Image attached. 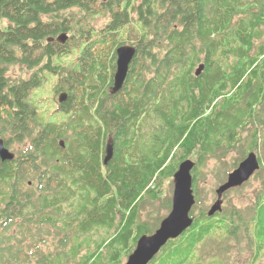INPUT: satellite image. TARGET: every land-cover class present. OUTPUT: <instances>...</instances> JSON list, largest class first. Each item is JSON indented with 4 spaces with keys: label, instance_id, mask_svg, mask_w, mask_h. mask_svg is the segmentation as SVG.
<instances>
[{
    "label": "trees",
    "instance_id": "16d2710c",
    "mask_svg": "<svg viewBox=\"0 0 264 264\" xmlns=\"http://www.w3.org/2000/svg\"><path fill=\"white\" fill-rule=\"evenodd\" d=\"M124 45L136 55L123 89L112 94ZM18 65L24 77L11 76ZM49 75L58 76L50 112L62 116L57 122L44 121L30 102ZM259 97L264 0H0V138L15 154L0 158V264H122L164 219L154 231L140 219L144 194L158 173L172 180L188 159L195 223L159 264H226L241 228L254 233L259 260L258 210L195 213L202 169L239 147L241 131L231 126L244 119V131L252 123L248 101ZM259 137L242 142L234 169L264 148ZM109 142L114 156L106 166ZM50 230L59 237L51 251ZM210 239L219 253L204 260L198 249Z\"/></svg>",
    "mask_w": 264,
    "mask_h": 264
},
{
    "label": "rangeland",
    "instance_id": "374dc122",
    "mask_svg": "<svg viewBox=\"0 0 264 264\" xmlns=\"http://www.w3.org/2000/svg\"><path fill=\"white\" fill-rule=\"evenodd\" d=\"M103 22L101 19L97 22L98 25H102ZM199 69V68H198ZM197 69V70H198ZM25 70L21 69V66L12 67L10 70V74L13 77H18L22 75L24 77ZM29 71L26 74V77L29 76ZM58 76L56 75H49L47 81L39 88L35 89L30 97V102L33 106H35L40 113V116L43 118L44 121H60L62 116L60 114L51 117L50 112L54 110L56 106V102L54 100V88L57 82ZM56 100H58V95L56 96ZM236 101V99H235ZM254 108L251 111L252 114V123L247 125V128L242 131V127L246 125V121H243L239 125L231 126V131L234 133H241L238 134L240 137L241 135V142L238 148L232 149L230 153H224L219 158H215L211 161H208L207 165L202 169V174L199 183V205L196 209L195 213L198 214L200 211H205L208 213L212 206L217 201V194L216 191L223 185L229 174L232 173L235 169L237 158L243 155L244 148L241 147L242 142L246 143L249 139V134H257L260 136L259 144L260 146L264 145V100L263 98L259 97L258 99L251 98L250 101ZM260 118V120L258 119ZM55 119V120H53ZM148 132L152 131L149 127L147 128ZM16 148V147H15ZM246 153H250L249 148L247 149ZM258 158L260 159L261 168L257 171L248 182L243 184L239 188H235L230 190L226 195L223 197V213H229L231 211H235L236 209L240 210L241 212H251V215L254 216V211L258 210L257 219L263 220V228H264V148L260 150L259 153L254 152ZM191 160V159H190ZM194 175L198 176L199 179V170L197 172H193ZM158 178V179H157ZM160 182L163 184L160 186ZM196 189L197 184L194 185ZM174 184L173 178L171 180L168 175L161 176L160 173L157 174L156 179L152 183V192L145 193L143 199L139 202L142 208L140 211V219L143 222H148L151 224L150 229L153 231L159 225V221L162 218L168 216L171 210H168V199L173 196ZM79 190L77 191L76 196H80ZM159 197L158 201L150 202V199H153L155 196ZM80 201V198H78ZM157 220V221H156ZM255 222L251 223V230L249 232H253ZM193 227V226H192ZM52 232V233H51ZM51 236L49 241V248L53 250V246L55 247V242L59 237L54 236V231L50 230ZM114 232H109L108 239L104 242H108L109 238L113 237ZM251 234V236L245 235V229L241 228L239 231L240 240L230 242L229 247V254L230 258L225 259L226 264H264V250L261 253V258L255 259L256 255V246L253 241L255 240V236ZM106 235L102 232L99 235L95 236V240L101 241ZM184 237L183 235L175 240H171L162 250L161 252L154 258L151 262L153 264H159V260L166 256L169 251L171 252L174 249V243H178ZM256 241V240H255ZM260 243L264 245L263 238L259 239ZM205 247H200L198 250L202 251L204 254V260L207 259L206 254H218L219 251L217 250L218 242L215 239H210L206 242ZM258 245V242H257ZM52 248V249H51ZM45 251L48 249L44 247ZM122 264H127L128 257L127 253L121 257ZM77 262L74 261V264ZM150 263V264H151ZM218 262L217 264H219ZM32 264H36V260L32 261Z\"/></svg>",
    "mask_w": 264,
    "mask_h": 264
},
{
    "label": "water",
    "instance_id": "95a60500",
    "mask_svg": "<svg viewBox=\"0 0 264 264\" xmlns=\"http://www.w3.org/2000/svg\"><path fill=\"white\" fill-rule=\"evenodd\" d=\"M57 41L65 43L67 36L61 35ZM135 55L136 48L131 45H124L117 49V71L114 77L112 94H116L123 89ZM203 69L204 65L200 66L196 72L197 76L201 74ZM66 99L67 94L60 95V102H64ZM113 156L114 144L109 142L106 146L104 160L106 166ZM0 158L2 161H13L15 158L14 153L5 147L2 138H0ZM194 167L195 163L190 159L180 164L173 178L174 192L170 213L162 220L160 227L153 234L143 235L139 239L135 250L128 258L127 264H149L171 240L179 238L193 226L195 220L192 218L191 213L196 205L192 176ZM259 169L260 162L257 155L255 153L249 154L238 168L229 174L227 182L216 191L218 199L211 208L209 216L212 217L217 212L222 211L223 196L226 192L248 182Z\"/></svg>",
    "mask_w": 264,
    "mask_h": 264
},
{
    "label": "bare ground",
    "instance_id": "6f19581e",
    "mask_svg": "<svg viewBox=\"0 0 264 264\" xmlns=\"http://www.w3.org/2000/svg\"><path fill=\"white\" fill-rule=\"evenodd\" d=\"M61 201V200H60ZM153 264V263H152Z\"/></svg>",
    "mask_w": 264,
    "mask_h": 264
},
{
    "label": "flooded vegetation",
    "instance_id": "af4514ba",
    "mask_svg": "<svg viewBox=\"0 0 264 264\" xmlns=\"http://www.w3.org/2000/svg\"><path fill=\"white\" fill-rule=\"evenodd\" d=\"M67 99H68V98H67ZM67 99H66V100H67Z\"/></svg>",
    "mask_w": 264,
    "mask_h": 264
}]
</instances>
